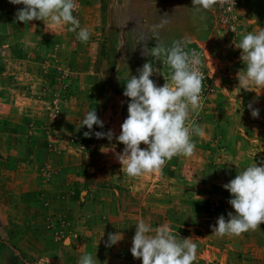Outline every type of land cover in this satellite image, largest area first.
Returning a JSON list of instances; mask_svg holds the SVG:
<instances>
[{"label":"rangeland","instance_id":"rangeland-1","mask_svg":"<svg viewBox=\"0 0 264 264\" xmlns=\"http://www.w3.org/2000/svg\"><path fill=\"white\" fill-rule=\"evenodd\" d=\"M115 1H102L103 8L106 4L108 5L109 13H107V20H104L100 29L96 31L99 33V40L95 49L87 46L90 52L94 54V61L91 63V67L88 66L89 64L82 56L83 53H81L78 46L71 42L67 43V39H65V45H63L60 38L58 39L60 36L58 34L52 36L53 33L49 30L50 38L48 42L51 41L59 45L55 46L53 44L52 49L51 46L38 44L36 45L38 47H35L33 51L24 53L23 59L30 61L29 67H22L23 65L18 64L19 67L9 68L8 70L2 68V71L0 70L1 74L6 73L4 74L5 76L2 74L0 82H4L7 87H15L16 94L23 99H27L21 102V105L24 106L25 103L26 105L31 104L38 111V115L36 117L33 116L29 123L24 125L25 141L23 143L30 153L34 152V158H32L34 169H36L35 163L38 162L36 155L39 157L42 154L41 158L43 159H39V161L41 160L40 163L45 161L41 164L43 167L40 172L36 173V180L42 184H38V187L33 186V191L29 187L28 190L25 186H23L24 189L22 190L20 185L15 186V188H8L10 184L6 182H11L13 185L15 180H20L19 177L22 176L23 172H18L15 175L11 169V172H6V174L0 173L2 178L0 184L3 186L0 190V200L4 201L3 203L0 201V205L2 203V209H8L10 210L9 212H13L14 210H11L12 208L9 205L15 203V208H17L23 191H29L27 194L31 192L35 194L36 198L34 197V201L38 205L43 203H47L48 206L53 205L52 208L49 206L50 210L53 209L60 215L59 222L62 225L60 231L54 233L51 239L49 238L50 244L47 252L40 249L39 254L32 255L31 253L21 252L20 249H15L18 250V254H16V251L8 249L10 250L9 255L12 264H78L79 259L84 255H91L94 260H97L96 264H132L134 261V259L128 260L127 255H122V252L118 251L117 245H120L121 241L117 245L108 246V237L110 235L108 231H106L105 235L96 238V240L94 239L95 235L89 231L92 224L85 221L89 217L86 216L84 207L85 204L88 205L90 199L92 200L94 187L98 189L115 187L112 178H110L109 168L114 173L121 171L118 170L121 165L117 159V154L122 152L124 145L117 143L116 137L119 136L121 125L128 114L125 102L127 98L123 94H117L124 89L121 81L129 79L128 73L130 76H138V70L146 62H151L155 68H161L162 70L161 73L153 72L150 79L157 86H163L165 83H170L171 69L163 60L157 61L156 65L152 57V61L150 59L149 61H142V58L145 59L149 55L146 50L154 47L155 43H162V40L155 38L153 32L145 31L146 27L144 28L143 26H145L147 18L151 19L141 7L134 10L132 8L135 5L131 0L129 4L126 0H122L123 3L121 4L123 6L118 5L117 8ZM242 4L244 5V0H242L241 6ZM14 6L23 7L22 4L13 5L9 3V0H0V12L4 13L1 14L4 20L0 17L1 23L5 22V19L8 22L10 21V9L12 12ZM117 9L120 12L121 9L123 11L118 15L116 13ZM140 18H142L141 21ZM165 20L163 19L162 21ZM212 22V37H209L208 43H203L205 39L198 41L200 40L198 35L193 39L179 37L175 41L187 39V46L189 45L197 50L202 60L201 69L205 73V81L209 85L207 87L212 89V92H204L203 89L206 84L203 83L201 107L196 113L191 115L188 122V127L192 133L191 139L193 140L198 136L203 137L204 135H198L195 130L197 128L204 130L202 128L204 127L209 131L210 137H212V133L214 135L213 139L211 138L208 143H211L215 150H219L222 153V150L226 149L225 144L223 145L222 141L218 139V135H215L216 133L210 128V125L206 127L203 121L208 122L206 118L212 121L216 119L220 121L219 124H223L222 118L229 122H225L228 124L225 126V130L232 128L230 125L232 124L233 129L230 130L235 133L234 150L237 152L238 160L234 165L231 164L232 162L228 155L231 152H229L225 153L227 156L225 157V162L229 168H232L233 171L231 170V173L234 179L237 173L250 166L253 162L257 163L258 166L264 163V89L252 85L245 89L239 84L238 73L245 67V62L241 60L242 50L236 46L242 38H238V41L236 40L238 32L230 34L221 30L217 25L216 12L213 13ZM256 25L259 31L264 29V17ZM46 27L43 26V29L50 28ZM149 30L151 31V29ZM1 33L3 32L0 28ZM213 42H216V44L214 45ZM16 47L18 45H15ZM144 47L147 48L144 49L143 54ZM4 48L8 49L7 47ZM60 48L63 51L61 53L58 51L59 56L57 55V57L53 58L52 56L56 53L55 50H60ZM87 52L88 50H85V53ZM223 55L227 59L237 58L238 61L230 64L231 61L229 59L228 61L221 59ZM49 58H52L51 62L47 61ZM86 59L88 58L86 57ZM34 62L41 64L42 69ZM10 93L12 94V91ZM109 93L111 94L110 96ZM253 109L259 110L257 118H253L251 115ZM90 110H94L104 124L103 128H98L94 125L92 133H107L111 130L113 133L111 141L107 138L97 139L94 135L90 137L83 135L88 129L82 126V120ZM11 125L15 126L16 124L11 123ZM231 139L232 142L230 144L233 143L234 137H231ZM102 147H107L110 150L106 153L101 152ZM140 147L144 148L146 146L141 144ZM4 158L7 164L10 165V162L14 163V159L12 157L9 159L8 154H5ZM40 163L38 164L40 165ZM63 167L68 180L74 179L80 182L79 188L81 191L83 190V196L81 197L79 192H77L76 198L78 200H74L71 194L65 193L66 191H71V184H68V186L64 183L62 185L58 183L55 186L57 181L53 179L59 177L60 173H62V170L59 169ZM3 179H5L6 188H4ZM132 179L137 182L136 178ZM151 179L153 177L150 176L148 183H151ZM59 188H61L60 192L58 191ZM145 188L147 189L148 186ZM48 189H50L49 200L42 202L43 198L40 201L38 199L40 194L45 193V190ZM150 189L153 193L156 188L151 187ZM158 192L160 193L161 191L158 190L157 194ZM137 194L136 191L134 199L139 201L136 198ZM58 195L59 198H57ZM169 195L170 193H167L166 196ZM218 197L212 200L219 202ZM171 198L175 199V202L180 203L179 196ZM136 205L138 209L143 208L142 201ZM152 208L153 211H160L163 213L162 215H166L164 210H160V205ZM39 210L40 208L36 212H40ZM231 211L233 210L228 205V208H222L220 211L209 209L210 216L203 215L196 219L197 215L194 214L192 217L193 221L189 226H195V228L175 234L178 240L182 239L183 236L184 238L195 239L199 237L201 230L204 232L202 242L210 246L209 255L204 256V259H208L209 262L202 258L198 264H264V224H261L257 230H250L239 236L219 237L212 233L210 225H215L217 218L221 215L225 216L227 220V213ZM49 215H53L52 211ZM140 215L141 219L145 217L143 211H140ZM128 217V214L121 215L120 218L116 217L107 230L113 233V227L122 226L120 221L122 220L123 222ZM54 220L52 219L51 221ZM147 220L145 221L146 223ZM159 220L161 225L167 224L171 227L169 223H164L163 219ZM150 221L149 219L148 224L152 226ZM26 226V224L20 223L17 227L21 228H17V230L23 233L25 232L23 228ZM128 226V224H125V228L127 227L128 229ZM88 232L89 235L92 234L93 236H88ZM0 240L7 242V247L12 244V239L6 241L4 238H0ZM24 242L28 244V241ZM9 255L7 254L6 257L7 263L9 262ZM106 255L112 258V262Z\"/></svg>","mask_w":264,"mask_h":264},{"label":"crops","instance_id":"crops-1","mask_svg":"<svg viewBox=\"0 0 264 264\" xmlns=\"http://www.w3.org/2000/svg\"><path fill=\"white\" fill-rule=\"evenodd\" d=\"M102 1L77 0L78 7L74 10L73 15L79 20L81 27H85L89 30L90 39L88 42H81L77 39V32L68 31L67 28L55 29L50 27L47 21H45V23H43V21L36 20L28 23L19 22L16 19V13L22 7L14 6V10H12V12L10 9V21L8 22L7 19H5V22L3 23L0 21V28L3 32L0 34V70L2 71V68L6 70L9 68L13 69L14 67H19L18 64L23 65L22 67L30 65V61H25L23 59L25 55L24 53L33 51L35 47H38L36 46L38 44H41V46L48 45L52 48L54 42H48L50 32L53 33L52 36L54 34H58V36H60L58 39L60 38L63 45H65V39H67V43L71 42L75 46H78L81 53H83L82 56L88 62V66L91 67V63L94 61V54L90 52L87 46L95 49L97 41L99 40V33L96 31L100 29L103 21L107 20V13H109L107 8L108 5L106 4V6L104 4L105 7L103 8ZM131 1L135 5H133L134 8L132 9L136 10L141 7L145 14H148V17L151 19L149 20L147 18L145 26H143L144 28L146 27V32H153L152 26L158 25L163 19H166L165 21H167V23L165 26L158 30V34H155V38H160L162 40V44L165 46H171L173 41L179 37H188L189 39H193L196 38V35H198L200 39L198 41L205 39L203 43H208L210 40L209 37L212 32V21L215 6L211 10L197 11V6L192 5V0ZM126 2L129 4L130 0H126ZM121 3H123L122 0L115 1L117 8L118 5H122ZM122 11L123 9H121V12ZM121 12L118 9L116 11L118 15ZM1 14L4 13L0 12V17L2 16ZM238 14L240 17L236 40L239 41L238 38H242L249 32H259V28L256 24L261 21L262 17H264V0H244V5L242 4V6L238 9ZM141 20L142 18H140V21ZM43 26H48L50 28L46 27L48 29H43ZM148 28L151 29V31ZM77 31H79V29H77ZM213 44L215 45L216 42H213ZM15 45H18V47L15 48ZM54 45L56 46L59 44L56 43ZM4 47H7L8 49H5ZM85 50H88V52L85 53ZM55 51L56 53L52 56L53 58L57 57V55L59 56V52L61 53L63 49L60 48V50L57 49ZM146 51L149 54L148 50ZM86 57L88 59H86ZM56 59L54 60L56 61ZM149 59L152 61L150 54L145 59L142 58V61H149ZM221 59L223 61H228L229 59L231 61L230 64H234L238 61V59L234 57L227 59L224 55ZM51 60L52 58H49L47 61L51 62ZM154 63L156 65L157 61L154 60ZM35 64L42 69V66H40L41 64H38V62ZM158 69L159 73H161L162 69ZM2 74L5 76L4 74L6 73ZM2 74L0 73V78L2 77ZM10 91H12V94ZM110 95L111 94L109 93V96ZM26 100V98L23 99L16 94L15 87L10 88L9 86H5L4 82H0V173L6 174V172H11V169L15 175L18 172H23V174H21L22 176L19 177L20 180H15L13 185L11 182H6L7 184H10L8 188H15V186L20 185V189L22 190L24 189L23 186H25L26 188L29 187L31 191H33V186L38 187V184H42L38 183L39 181L36 180V173L40 172L43 167L41 164L45 161L40 163L43 159L41 158L42 154H40L39 157L36 155L35 157L38 159V162L35 163L36 169H34V163L32 162L34 152L32 151L30 153L23 143L25 141L24 125H27L33 116L36 117L38 115V111L33 108V105H26V103L24 106L21 105V102ZM125 102L127 105L129 102L128 98ZM206 120L208 122L203 121V124L206 127L210 125V128H212L214 133H216L215 135H218V139L222 141L223 145L225 144L224 146L226 149H223L222 153L219 150H215L211 143H208L211 138L213 139V133L211 134L212 137H210L209 131L202 127L205 132L204 136H198L193 139L196 144L195 153L191 157H184L182 155L173 157L171 160L166 162L160 173L145 174L140 177H136L137 182H134L132 178L128 177L124 173L121 167L118 168V170L121 171L115 173L110 168L108 169L110 170V178H112L115 187L101 189L94 187V194L91 197L92 200L90 199L88 205L85 204L86 208L84 207V211H86L87 214L86 216L89 217V219H85V221L91 222L92 226L89 231L95 235V240L96 238L105 235L106 231H108L109 234H122L121 244H115L117 245L118 251H121L122 255H127L128 260L134 259L132 264H142V261L140 259L133 258L130 252L132 238L136 230L135 226L142 218L140 211H143L145 217L147 216V218L143 217L145 221L148 219L147 223L149 222V219L151 220L150 222H152L153 228L162 226L159 223V219H163L164 223H169L171 225L170 228L173 233L178 234L184 230L195 228V226H189V224L193 221L192 217L194 214L197 215L196 219H198L203 215H209V209L211 210V208L213 211H220L222 208H228L230 195L223 188V185L232 180L233 175L231 173L232 168H229L226 165L225 157L227 156L225 153L231 152L228 155L231 159V164L234 165L238 160L236 156L237 152L234 150L235 133L231 131L233 129L232 124H230L232 128L230 127L225 130V126L228 125L225 122L228 121L222 118L221 121L223 124H219L220 121H217L216 119H213L212 121L206 118ZM11 123H15L16 125L13 126ZM19 133L20 135H18ZM231 137H234L232 144H230L232 142ZM5 154H8L9 159L12 157L14 159V163L9 161L10 165L7 164L4 158ZM40 158L41 160L39 161ZM38 163H40V165ZM12 165H14V167H12ZM59 170H62V173H60L57 179H53L57 181L55 186L58 183L60 185L63 183L66 185L71 184V191H66L65 193L71 194V197H73L74 200H78L76 198L77 192H79L81 197L83 196V190L81 191L79 188L80 182L75 181L74 179L68 180V176L64 173L66 172L64 167ZM150 176L153 177V179H151V183H148ZM1 179L2 178L0 177V180ZM3 183L4 188H6L5 179H3ZM147 186L148 188L146 189L145 187ZM151 187L156 188L153 193L150 191ZM2 188L3 186L0 184V190ZM60 189L61 188L58 190L59 192ZM49 190L50 189L45 190V193H41L38 199L41 201L44 198L42 202L46 200L48 201ZM158 190L161 192H158L157 194ZM136 191L138 193L136 198L139 199V201L134 199ZM28 192L23 191V195L19 200L17 208H15V203L9 205V207L11 206L12 208L11 210H14L13 212H9L10 210L8 209H2V203L4 201L0 200L2 201L0 205V238H4L6 241H10V239H12V244L9 247H7V242L0 240V264H12L10 262V250L8 249L16 251V254H18V250L15 249H20L21 252H27L28 254L31 253L32 255L39 254L40 249L47 252L50 244L49 238L51 239L54 233L59 232L62 227L59 222L60 215L53 209L50 210L49 206L52 208L53 205L48 206L47 203L38 205V203L34 201V197L36 198L35 194L32 192L27 194ZM167 193H170V195L166 196ZM173 196H179L180 203L175 202V199L171 198ZM216 197H218L219 202L212 200ZM57 198H59V195ZM141 201L143 202V208L138 209L136 204ZM214 202L215 204H213ZM159 205L160 210H164L166 215H162L163 213L160 211H153L152 207ZM38 208H40V212H36ZM51 211L53 215H49ZM126 214H128L129 217L123 222L122 220L120 221L122 226L113 227V233L112 231L107 230L116 217L120 218L121 215ZM52 219L55 220L51 221ZM20 223L27 225L23 228L25 230L23 233L22 231L19 232L17 230V228H21L17 227ZM125 224L129 225L128 229L127 227L125 228ZM87 234L88 236H93L92 234L89 235V232ZM203 234L204 232L201 230L199 237L193 239L198 245L197 260L194 264H198L202 258H205L204 256L209 255L210 246L202 242ZM182 239H184V236ZM24 241H28V244ZM63 249L65 250V248ZM7 254L9 255L8 263L6 258ZM106 257L112 262L111 257L107 255ZM207 262H209V260Z\"/></svg>","mask_w":264,"mask_h":264},{"label":"clouds","instance_id":"clouds-1","mask_svg":"<svg viewBox=\"0 0 264 264\" xmlns=\"http://www.w3.org/2000/svg\"><path fill=\"white\" fill-rule=\"evenodd\" d=\"M9 3L23 5L16 13L19 22L47 21L52 28H67L68 31L77 32V39L81 42L90 39L89 30L81 27L73 15L78 7L77 0H9ZM217 3L218 0H192L197 11L211 10ZM166 23L162 21L153 25L154 35ZM187 43V39L173 41L171 46L155 43L154 47L148 49L155 61L163 60L169 66L171 83L158 87L150 79L153 72H159L151 62H146L138 70V76H130L128 73L129 79L123 91V96L129 100L128 114L116 140L124 145L117 159L121 169L130 178L160 173L166 162L173 157H191L195 153L196 144L191 139L188 122L191 115L201 107L205 77L200 71L202 60L199 54L195 50H187ZM236 47L242 50L241 60L245 62V67L238 73L239 84L245 89L249 85L264 89V29L258 33L245 34ZM251 115L257 118L259 110L253 109ZM94 125L104 127L96 112L90 110L82 120V126L88 129L83 135L112 140L111 130L107 133H92ZM195 131L198 135H204L202 129L197 128ZM141 144L146 147L141 148ZM109 150L107 147L101 148L104 153ZM223 188L230 195L228 204L233 211L227 213V220L221 215L215 225H210L212 233L219 237L239 236L259 229L264 224V163L258 166L253 162L223 185ZM135 229L130 252L142 264H194L197 260L198 245L193 238L178 240L167 224L153 228L144 219H140ZM121 240L122 234H110L108 246ZM96 261L91 255H84L78 264H96Z\"/></svg>","mask_w":264,"mask_h":264},{"label":"built area","instance_id":"built-area-1","mask_svg":"<svg viewBox=\"0 0 264 264\" xmlns=\"http://www.w3.org/2000/svg\"><path fill=\"white\" fill-rule=\"evenodd\" d=\"M241 3L242 0H218L214 11L217 14V25L221 30L227 31L230 34H236L238 32L240 17L238 14V9L241 7ZM187 50L192 51L195 49L188 45ZM195 51L197 52V50ZM201 67L202 64L200 66V71L205 75ZM205 80L206 79L204 78L203 83L206 84V87L203 89L204 92H212V89H208L207 86L209 85H207Z\"/></svg>","mask_w":264,"mask_h":264},{"label":"trees","instance_id":"trees-1","mask_svg":"<svg viewBox=\"0 0 264 264\" xmlns=\"http://www.w3.org/2000/svg\"><path fill=\"white\" fill-rule=\"evenodd\" d=\"M126 82H127V79L126 80H124V81H121V83H122V87L124 88V85L126 84ZM123 91H124V89H123ZM123 91H120L119 93H117V94H123ZM238 257V256H237ZM239 258V257H238Z\"/></svg>","mask_w":264,"mask_h":264}]
</instances>
